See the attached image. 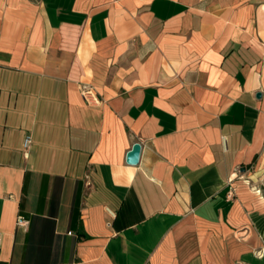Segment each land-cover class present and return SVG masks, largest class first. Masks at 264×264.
I'll use <instances>...</instances> for the list:
<instances>
[{"label": "crops", "instance_id": "1", "mask_svg": "<svg viewBox=\"0 0 264 264\" xmlns=\"http://www.w3.org/2000/svg\"><path fill=\"white\" fill-rule=\"evenodd\" d=\"M0 232V264H264V0H0Z\"/></svg>", "mask_w": 264, "mask_h": 264}, {"label": "built area", "instance_id": "2", "mask_svg": "<svg viewBox=\"0 0 264 264\" xmlns=\"http://www.w3.org/2000/svg\"><path fill=\"white\" fill-rule=\"evenodd\" d=\"M79 91L83 99L87 104H94L98 101V96L96 92L94 91V88L92 85L88 83H80L79 85ZM32 141V136L30 133H26L23 137L22 141V148L24 151H27ZM28 224V221L26 218H24L22 215H18L16 219V225L26 227ZM2 245V233L0 232V248Z\"/></svg>", "mask_w": 264, "mask_h": 264}, {"label": "water", "instance_id": "3", "mask_svg": "<svg viewBox=\"0 0 264 264\" xmlns=\"http://www.w3.org/2000/svg\"><path fill=\"white\" fill-rule=\"evenodd\" d=\"M260 96V93H257ZM142 145L139 142H134L131 148L126 152V162L131 165L138 164L140 160Z\"/></svg>", "mask_w": 264, "mask_h": 264}]
</instances>
